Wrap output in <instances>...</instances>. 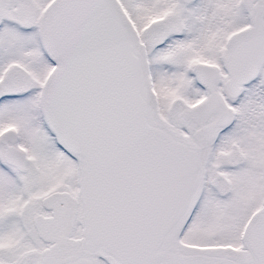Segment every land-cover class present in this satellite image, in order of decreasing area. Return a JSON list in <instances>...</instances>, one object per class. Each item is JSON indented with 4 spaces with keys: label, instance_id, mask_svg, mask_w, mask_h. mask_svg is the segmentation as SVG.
<instances>
[{
    "label": "snow or ice",
    "instance_id": "1",
    "mask_svg": "<svg viewBox=\"0 0 264 264\" xmlns=\"http://www.w3.org/2000/svg\"><path fill=\"white\" fill-rule=\"evenodd\" d=\"M0 264H264V0H0Z\"/></svg>",
    "mask_w": 264,
    "mask_h": 264
}]
</instances>
